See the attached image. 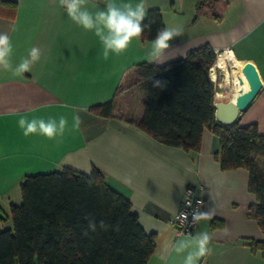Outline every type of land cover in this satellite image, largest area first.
I'll return each mask as SVG.
<instances>
[{"label":"crops","instance_id":"0c3cea01","mask_svg":"<svg viewBox=\"0 0 264 264\" xmlns=\"http://www.w3.org/2000/svg\"><path fill=\"white\" fill-rule=\"evenodd\" d=\"M201 1L148 0V12L159 10L164 26L183 29L170 42L169 58L163 63L146 60L151 41L143 40V47L133 42L125 54L104 60L98 38L72 23L59 0H17L15 17H0V32L12 38L14 62L31 47L41 50V59L30 73L20 77L0 73V209L4 214L10 217L11 207L21 205V185L27 177L65 168L86 175L98 170L132 204L146 233L155 235L156 251L148 264H179L182 258L170 254L167 245L182 235L174 219L186 188L194 185L201 187L202 212L212 216L200 221L192 234L206 231L211 236L210 252L200 264H264L263 254L250 247L252 240L264 241V230L253 218L258 201L249 189V172L222 170L216 159L220 141L210 130L196 153L158 142L136 125L145 113L141 91L135 92L137 97L119 92L132 81L139 65L163 66L208 45L218 55L232 53L236 63L226 73L211 71L215 102L233 100L241 86L236 79H245L247 66L257 68L263 88L236 125H257L264 133V0H210L212 8L198 12ZM94 2L101 10L105 7L104 0ZM247 85L245 92L250 90ZM114 99L115 117L104 118L93 111ZM20 115L45 119L65 115L70 128L78 115L81 123L62 140L26 138L17 123Z\"/></svg>","mask_w":264,"mask_h":264},{"label":"trees","instance_id":"16d2710c","mask_svg":"<svg viewBox=\"0 0 264 264\" xmlns=\"http://www.w3.org/2000/svg\"><path fill=\"white\" fill-rule=\"evenodd\" d=\"M17 8V0H0V17L13 19ZM211 8L210 0H202L197 10ZM143 24L150 25L143 41L165 27L159 10L149 11ZM217 57L206 45L163 66L139 65L133 78L144 96L145 113L136 125L168 147L194 153L201 151L205 132L212 131L220 141L216 159L222 170L249 172V189L258 201L253 218L264 230V133L257 125L226 128L216 123L210 73ZM155 81L163 86L154 87ZM116 105L114 99L93 111L113 118ZM21 193V205L11 207L13 229L0 231V264H148L156 251L155 235L146 233L132 204L98 170L86 175L65 168L30 176ZM4 215L0 222L9 221ZM90 219L97 231L84 235ZM100 221L118 224L119 231L100 230ZM250 247L264 256V241L252 240Z\"/></svg>","mask_w":264,"mask_h":264},{"label":"clouds","instance_id":"9594fccd","mask_svg":"<svg viewBox=\"0 0 264 264\" xmlns=\"http://www.w3.org/2000/svg\"><path fill=\"white\" fill-rule=\"evenodd\" d=\"M59 4L72 23L85 31L92 32L98 38L104 60H108L110 56L125 54L133 42L140 47L144 46L143 33L145 29H150V25L143 24L148 9L151 7L148 0H136L135 3L129 0L121 4L116 3V0H104L105 7L102 10L99 7L100 4L95 3L94 0H59ZM182 32L183 29L179 26H165L159 29L155 38L150 42V48L146 50V60L163 63L169 58L167 52L171 48L170 42L180 37ZM40 59L41 50L38 47H31L26 56L21 57L18 63L14 62L12 38L7 32H0V73H10L14 77L23 76L25 73H30L33 65ZM162 86L161 81L154 82V87ZM17 123L26 138L39 135L48 140H58V138L62 140L66 132L77 129L81 121L78 115H74L70 128L65 115H60L58 119L55 117L28 118L26 115H20ZM182 215L186 221L187 216ZM211 219L210 213L199 210H194L192 214L194 224ZM97 227L95 221L90 219L84 235L96 232ZM99 229L119 231V225H109L100 221ZM210 240L211 236L206 231L196 232L195 235L182 234L180 238L167 245V250L170 254L182 258L179 264H200L201 258L210 252Z\"/></svg>","mask_w":264,"mask_h":264},{"label":"water","instance_id":"95a60500","mask_svg":"<svg viewBox=\"0 0 264 264\" xmlns=\"http://www.w3.org/2000/svg\"><path fill=\"white\" fill-rule=\"evenodd\" d=\"M245 79H240V85L244 86L247 81L250 90L245 92L240 90L235 98L228 102H215L216 120L223 127L231 128L236 126L241 113H244L252 105L258 94L263 88L260 74L254 65H249L243 70ZM0 220H6L5 215L0 209Z\"/></svg>","mask_w":264,"mask_h":264},{"label":"built area","instance_id":"2783aa9c","mask_svg":"<svg viewBox=\"0 0 264 264\" xmlns=\"http://www.w3.org/2000/svg\"><path fill=\"white\" fill-rule=\"evenodd\" d=\"M228 54H229L228 52H223L219 54L218 57L219 58L223 57L225 60H228V58L226 57ZM228 62L229 60L227 61V63ZM215 69H216V65L212 67L211 71ZM217 69L223 70L220 68ZM200 189L201 187L199 186L190 185L185 190L182 208L174 219V225L181 234H185V235L193 234V232L196 230L198 226V224H194L192 222V214L194 210H199L200 212L203 211L204 198L202 197ZM182 214L187 216L186 221L184 220Z\"/></svg>","mask_w":264,"mask_h":264},{"label":"rangeland","instance_id":"374dc122","mask_svg":"<svg viewBox=\"0 0 264 264\" xmlns=\"http://www.w3.org/2000/svg\"><path fill=\"white\" fill-rule=\"evenodd\" d=\"M227 57V56H226ZM224 59V58H223ZM220 60V58L219 57H217V60H216V62H215V64L214 65H217V62ZM224 61H225V59H224ZM226 61H228V60H226ZM213 65V66H214ZM217 68H220V69H223V70H225V73H226V70L228 69V68H230V63L228 62V65H226L225 67H216V69ZM217 70H219V69H217ZM134 74V73H133ZM133 76V75H132ZM130 82L129 83H126L125 85H124V87L122 88V94L120 95V96H123L124 94H130V96L132 95V96H134V97H137L136 96V94L137 93H135V92H137V91H140L139 90V88L135 85V79L132 77V81L131 80H129ZM130 98V97H129ZM9 215V214H8ZM8 228H10V229H13V226H12V220H11V216H10V219H9V221H4V222H0V231H4V230H6V229H8Z\"/></svg>","mask_w":264,"mask_h":264},{"label":"bare ground","instance_id":"6f19581e","mask_svg":"<svg viewBox=\"0 0 264 264\" xmlns=\"http://www.w3.org/2000/svg\"><path fill=\"white\" fill-rule=\"evenodd\" d=\"M227 58H228V60H229V63H230V65H235L236 63L234 62L235 60H234V57L232 56V53L231 54H228L227 55ZM237 62V61H236ZM226 65H228V63H227V61L225 60L224 61V59H223V57L222 58H220V60L217 62V65H216V67L218 66V67H225ZM239 69V68H238ZM225 72V71H224ZM235 75H236V73H235ZM241 78V77H240ZM236 82L238 83V84H240V82H239V79L237 80L236 79ZM248 83V82H247ZM247 83L245 82V85L244 86H239L238 85V88H239V90H248V85H247Z\"/></svg>","mask_w":264,"mask_h":264}]
</instances>
